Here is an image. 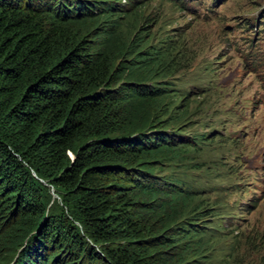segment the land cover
Masks as SVG:
<instances>
[{"label": "trees", "instance_id": "trees-1", "mask_svg": "<svg viewBox=\"0 0 264 264\" xmlns=\"http://www.w3.org/2000/svg\"><path fill=\"white\" fill-rule=\"evenodd\" d=\"M142 1L0 0V249L20 246L15 264H180L203 248L209 215L167 225L191 194L147 158L192 141L160 123L176 93L121 77L123 61L150 71L145 36L106 45Z\"/></svg>", "mask_w": 264, "mask_h": 264}, {"label": "rangeland", "instance_id": "rangeland-1", "mask_svg": "<svg viewBox=\"0 0 264 264\" xmlns=\"http://www.w3.org/2000/svg\"><path fill=\"white\" fill-rule=\"evenodd\" d=\"M116 23L107 47L137 34L147 39L144 51L156 52L150 71L129 72L123 61L121 77L168 86L176 95L159 116L164 131L198 137L147 154L152 174L191 194L177 201L167 225L198 210L209 215L200 254L188 252L180 264H264V0H143ZM159 61L161 76L152 74ZM134 103L137 128L152 131L158 117ZM20 249L2 247L0 264H15Z\"/></svg>", "mask_w": 264, "mask_h": 264}]
</instances>
